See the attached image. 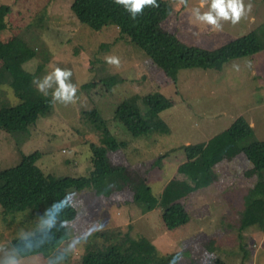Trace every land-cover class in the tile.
Returning <instances> with one entry per match:
<instances>
[{"label": "rangeland", "instance_id": "rangeland-1", "mask_svg": "<svg viewBox=\"0 0 264 264\" xmlns=\"http://www.w3.org/2000/svg\"><path fill=\"white\" fill-rule=\"evenodd\" d=\"M72 2L0 0V10L9 7L0 34V112L9 106L25 112L38 100L52 99L51 90L45 96L32 80L51 71L53 65L71 69L72 82L78 85L75 103L53 102L52 115L23 134L0 130V170L37 152L35 165L50 180L77 176L88 183L81 190L67 192L76 215L66 224L65 241L47 256L19 255L24 264H54L79 231L91 232V236L70 264H81L87 254L112 249L130 254L140 264H169L174 257L179 258L177 264L217 260L264 264V186L255 189L258 176L247 156L219 141L239 117L264 141V51L221 69L181 70L175 82L128 36L122 39L116 24L96 32L79 23ZM167 2L171 13L161 28L188 46L216 49L264 23V0H244L245 5L252 4L251 12L235 25L222 21V30L193 16L194 7L207 10L204 0H188L187 5L179 0ZM18 47L34 54L22 65L27 77L22 80L7 70ZM108 55L120 58L119 68L106 63ZM82 85L88 89L82 91ZM157 92L173 102L160 114L150 112L144 101L146 95ZM124 103L137 107L156 131L135 138L115 119ZM84 110H93L106 126L99 128L85 119ZM106 134L129 144L128 149L108 153L111 161L129 168L121 180H100L92 169L93 148L105 146ZM200 143H204L202 155L189 161L183 147ZM145 185L150 187L148 199L135 200L134 194ZM251 194L247 214L246 197ZM170 201L185 205L190 215L187 224L173 230L162 222L163 208L159 207ZM1 217L0 205V259L13 253V238L31 236L37 230V222L8 227ZM62 264H68L67 260Z\"/></svg>", "mask_w": 264, "mask_h": 264}, {"label": "trees", "instance_id": "trees-1", "mask_svg": "<svg viewBox=\"0 0 264 264\" xmlns=\"http://www.w3.org/2000/svg\"><path fill=\"white\" fill-rule=\"evenodd\" d=\"M157 5L158 7H145L143 13L138 14L135 20L122 5L116 4L114 0H73L71 10L79 23L96 32L104 25L116 24L121 31L122 39L128 36L132 43L142 49L162 69L167 78L175 82L181 70L221 69L233 60L252 57L264 51V23L248 34L216 49H202L188 46L174 34L163 30L161 23L169 17L171 7L167 0H157ZM8 11V6L0 10V34L5 29V17ZM2 49L0 45V51ZM4 50L7 48L5 47ZM33 56V53L23 47L13 50L7 65L9 74L16 79H26L22 65ZM87 89V85H82V91ZM144 101L150 112L154 114H160L173 105L169 98L158 92L146 95ZM52 113L51 98L34 102L25 112L9 106L0 112V130L9 135L23 134L34 127L40 119L51 116ZM83 115L99 128L106 126L105 121L93 110H84ZM115 119L135 138L147 136L156 131L154 123L151 120H145L140 110L128 103L118 107ZM162 125L165 126L163 123ZM219 141H222L224 147L230 145L247 156L258 176L255 189L262 188L264 186V141L258 140L256 132L248 121L244 117L237 118ZM103 142L105 146L93 148L90 160L93 172L100 176V180L107 177L118 180L126 178L128 166L114 163L109 159L108 153L128 149L129 144L109 134L103 137ZM183 150L186 158L191 161L202 155L204 143L187 145L183 147ZM38 159L39 153L36 152L24 157L16 166L0 170L1 219L7 223L8 227H25L32 222H37V216L54 201L63 200L66 208L63 210L61 223L50 230L46 242L40 244L33 252L20 251V256L31 254L47 256L61 246L66 237V224L76 215L73 205L68 200L67 192L69 189L81 190L88 184L85 179L77 176H64L50 180L44 171L35 165ZM149 191L150 187L145 185L141 192L134 194V199H148ZM251 196L252 194L246 197L248 203L245 212L247 214L251 212ZM149 201L153 202L152 198L149 197ZM159 207L163 208L162 222L167 229L179 228L190 221L188 210L178 201L163 202L159 204ZM34 232L39 236L37 230ZM10 244L13 250L20 249L23 246V238H13ZM132 257L118 249H112L104 253L87 254L82 258L81 264H140L136 263ZM212 264L226 263L217 260Z\"/></svg>", "mask_w": 264, "mask_h": 264}, {"label": "clouds", "instance_id": "clouds-1", "mask_svg": "<svg viewBox=\"0 0 264 264\" xmlns=\"http://www.w3.org/2000/svg\"><path fill=\"white\" fill-rule=\"evenodd\" d=\"M118 5H122L124 9L130 13L131 18L135 20L138 14H142L145 7H158L157 0H114ZM182 5H187L188 0H179ZM208 8L201 12L200 7L192 8V14L195 19L206 25H211L216 30H222V21H230L233 25L240 22L252 10V4L245 5L244 0H204ZM105 61L109 65L117 68L120 66V58L116 55H108ZM251 66V61L248 62ZM73 72L71 69L59 66H51V71L46 72L42 77H34L32 83L36 86L37 91L49 95L54 103L64 105L75 103L77 99L78 85L72 82ZM66 208V203L63 200L54 201L49 205L43 213L36 218V229L39 233H33L31 237L23 238V246L20 249L13 250V253L5 255L0 259V264H24L23 258L19 256L20 251L33 252L40 244L46 242L48 233L53 227L61 223L63 210ZM63 226V225H61ZM68 229L65 230L67 233ZM91 232L79 231L78 235L74 236L72 241L67 245L64 252L60 253L54 264H62L66 261L74 259L79 252L88 243ZM178 257H174L169 264H177Z\"/></svg>", "mask_w": 264, "mask_h": 264}]
</instances>
